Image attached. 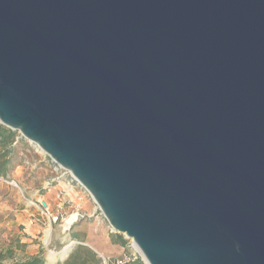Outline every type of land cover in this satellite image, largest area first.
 <instances>
[{"label": "water", "instance_id": "water-1", "mask_svg": "<svg viewBox=\"0 0 264 264\" xmlns=\"http://www.w3.org/2000/svg\"><path fill=\"white\" fill-rule=\"evenodd\" d=\"M0 124L145 264H264V0H0Z\"/></svg>", "mask_w": 264, "mask_h": 264}, {"label": "rangeland", "instance_id": "rangeland-1", "mask_svg": "<svg viewBox=\"0 0 264 264\" xmlns=\"http://www.w3.org/2000/svg\"><path fill=\"white\" fill-rule=\"evenodd\" d=\"M18 153L12 164V170L8 176H4V182L9 189L5 192V206L0 202V261L2 264H15L30 261L36 257L44 258L46 264L64 263L79 241L73 240L72 235L78 234L86 239L85 245L91 248L100 258L101 256L114 264L124 256L130 258L126 264H145V260L134 246L133 240L124 236L126 245L116 243L117 233L112 232L110 225L90 193L77 183H73L74 189L68 188L66 180L69 177L58 179L59 172L54 166L46 167L49 157L37 151L28 142L16 145ZM14 176V177H12ZM8 182H16L18 187ZM48 182H51L48 185ZM31 186V187H30ZM50 193L51 199H45L43 195ZM65 190L69 191L68 195ZM37 192V193H36ZM37 194L38 200H33V194ZM62 203L60 208L58 205ZM35 204H42L56 215L59 221L50 225L49 220L41 213ZM13 205V209L9 206ZM10 208V209H9ZM37 210L31 219L40 225L37 237L30 240V214ZM8 211V212H7ZM5 221H14V228L3 225ZM51 228L50 242H45L46 231ZM76 242V244H73ZM71 245L65 256H57L53 262L49 258V251L61 252L67 245Z\"/></svg>", "mask_w": 264, "mask_h": 264}, {"label": "trees", "instance_id": "trees-1", "mask_svg": "<svg viewBox=\"0 0 264 264\" xmlns=\"http://www.w3.org/2000/svg\"><path fill=\"white\" fill-rule=\"evenodd\" d=\"M19 134L13 130L0 124V176H8L12 170V164L18 153V143H27L24 138H20ZM16 143V144H15ZM116 243L119 245H126L127 240L124 236L117 234ZM72 239L79 241L80 244L76 245L74 250L69 255L68 259L62 264H101L98 255L87 245L86 239L78 234L72 235ZM0 264L1 261H0ZM15 264H46L44 258L36 257L30 261L18 262Z\"/></svg>", "mask_w": 264, "mask_h": 264}, {"label": "built area", "instance_id": "built-area-1", "mask_svg": "<svg viewBox=\"0 0 264 264\" xmlns=\"http://www.w3.org/2000/svg\"><path fill=\"white\" fill-rule=\"evenodd\" d=\"M21 137H22L21 134H19V137L17 138V140H19ZM22 138H23V137H22ZM15 144H16V143H15ZM30 145H31L32 147H34L37 151H39L40 153H42L41 150H40V148H39L38 146H34V145H32V144H30ZM42 154H44V153H42ZM44 156H47V155L44 154ZM47 157H49V156H47ZM49 158H50V157H49ZM49 162H50V164H51L52 166H54L55 170H57V171L59 172L58 179H60V178H64V176H66L65 178L69 177V180H68V181H67V179H65V180H66V184H65V185H66L68 188L74 189L75 186L72 185V184H73V183H77V184H79V182H78L77 179L72 175L71 172H69V171L63 169L62 167H60V166L54 164V162L52 161L51 158L49 159ZM0 180H4V176H0ZM4 181H5V180H4ZM6 182L9 183L10 185H13V186L18 187V184H17L16 182H8V181H6ZM50 184H51V182H48V185H50ZM79 185H80V184H79ZM65 193H67L68 195L70 194V192L67 191V190H65ZM70 195H71V194H70ZM71 196H72V195H71ZM35 205L39 208V210L41 211V213H42V214H43V215L49 220L50 225H52L53 223H57V222L59 221V215L53 214V213L49 210L48 207H44V206L41 207L42 204H40V205L35 204ZM58 206L61 208V207H62V203H60ZM101 257H102V259H103V261H104V264H110V261H109L108 259H106V258L103 257V256H101ZM129 260H130V258H128L127 256H124L123 259H121V260H117L114 264H126Z\"/></svg>", "mask_w": 264, "mask_h": 264}, {"label": "crops", "instance_id": "crops-1", "mask_svg": "<svg viewBox=\"0 0 264 264\" xmlns=\"http://www.w3.org/2000/svg\"><path fill=\"white\" fill-rule=\"evenodd\" d=\"M52 167V165L49 163L48 165H46V167ZM14 177V176H12ZM31 187V186H30ZM5 189H9V186H7L6 184H4V182H0V202H3V204L1 205V207H8V206H5L6 205V202H4L6 200L5 198V192L3 190ZM53 190H51L50 192H48L47 194L48 195H43V197L45 199H51L53 200V198H50V193H52ZM37 193V192H36ZM34 193L33 194V200H38L37 199V194ZM11 209H13V205H10L9 206ZM9 208V209H10ZM37 210H34L31 214H30V226L28 227V229L30 230V240L31 239H35L37 236L36 233H39L40 232V225L37 223V221H35L34 223V220L31 219V216H34L35 213H36ZM8 212V211H7ZM14 221H5L3 225H6L7 227H11V228H14ZM48 230V229H47ZM46 239V238H45ZM50 242V240H49ZM48 244V243H47Z\"/></svg>", "mask_w": 264, "mask_h": 264}, {"label": "bare ground", "instance_id": "bare-ground-1", "mask_svg": "<svg viewBox=\"0 0 264 264\" xmlns=\"http://www.w3.org/2000/svg\"><path fill=\"white\" fill-rule=\"evenodd\" d=\"M51 232H52V230H51V228H49L47 231H46V239H45V242L46 243H49V240H50V237H51ZM134 243V242H133ZM134 246H135V244H134ZM136 247V249L139 251V253L141 254V252H140V250L138 249V247L137 246H135ZM70 248H71V245L69 244V245H67L61 252H56V251H54V250H50L49 251V258L54 262L55 260H56V258H57V256L58 255H62V256H65L66 255V253L70 250ZM142 255V254H141ZM143 257V256H142ZM144 258V257H143Z\"/></svg>", "mask_w": 264, "mask_h": 264}]
</instances>
